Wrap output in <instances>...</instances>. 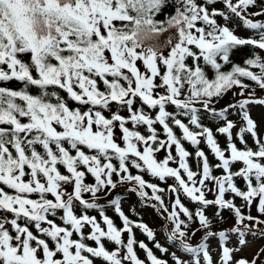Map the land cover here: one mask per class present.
Here are the masks:
<instances>
[{
  "label": "snow or ice",
  "instance_id": "snow-or-ice-1",
  "mask_svg": "<svg viewBox=\"0 0 264 264\" xmlns=\"http://www.w3.org/2000/svg\"><path fill=\"white\" fill-rule=\"evenodd\" d=\"M257 92L264 0H0V264H257L237 255L264 237ZM225 210L240 227L214 230Z\"/></svg>",
  "mask_w": 264,
  "mask_h": 264
},
{
  "label": "trees",
  "instance_id": "trees-1",
  "mask_svg": "<svg viewBox=\"0 0 264 264\" xmlns=\"http://www.w3.org/2000/svg\"><path fill=\"white\" fill-rule=\"evenodd\" d=\"M218 6H222V5H218ZM253 11H255L256 9H252ZM158 19H163V17H158ZM240 35H244L247 36L249 35L248 32H241L238 33ZM168 35H171V33H169ZM167 40V39H166ZM166 41H164L161 45H163ZM249 54V50L248 49H243L241 52H239L235 57L234 60L236 63H243L244 58ZM263 93L257 92V95H260ZM231 93L228 94V96L225 98V101H227L230 97H231ZM224 101H222L223 104ZM220 143L222 145H224L225 143V139L223 136L219 137ZM251 143V141H249ZM186 148H188V150L190 152H194V149L192 148L191 145H188L187 143H185ZM201 148H204V150L206 152H208L207 148L205 147V145L201 144L200 145ZM174 151V149H173ZM192 163H194V157H193V161ZM147 179V177H146ZM153 181H155V178H151ZM170 183V181H169ZM163 186L162 182L161 185ZM146 191L151 195V189H146ZM210 197H213L212 195H209ZM127 197V196H126ZM129 204L127 206L123 205L124 211L130 215L131 219L133 220H142L144 223L148 224L157 234L156 238L162 243H165V236H166V226L164 225V220L162 219V217L160 216V213H158L157 211H146L145 210V205L142 204L138 198L136 196H129ZM163 198L165 200V203L169 202V192L167 190H165L164 194H163ZM185 203H187V200H185ZM235 203L237 205H240L242 203V201L237 198L235 200ZM189 207H193L192 204H189ZM130 209H135L134 212L130 211ZM214 211L213 212H209L207 211V214L209 217H213L214 216ZM95 214V213H93ZM110 216L112 215L111 210L108 213ZM224 219L220 220V219H216L214 221V227H222L224 225L226 226H232V225H236V221L234 219V216L231 212L229 211H223L222 213ZM117 224L120 223L119 220L116 221ZM197 227V225H193V228ZM136 232V237L138 240H145L146 243H148V241L146 240L145 236L142 235L140 233L139 230H135ZM200 233V232H199ZM149 247H152L151 243H149ZM155 251V249H153ZM141 258L144 257V253L140 252L139 253ZM158 256L160 255L159 252L156 253Z\"/></svg>",
  "mask_w": 264,
  "mask_h": 264
},
{
  "label": "rangeland",
  "instance_id": "rangeland-1",
  "mask_svg": "<svg viewBox=\"0 0 264 264\" xmlns=\"http://www.w3.org/2000/svg\"><path fill=\"white\" fill-rule=\"evenodd\" d=\"M168 34H169V32L162 33L159 37H157V42L159 44H162L164 41H166V39H168V37H169ZM260 95H264V93L260 94ZM231 100H232V96L227 101L224 100L223 104H227ZM251 113H253L252 114L253 116H256L254 119L256 121L260 122L262 127H264V107H261V106H258V105H254L252 107V112ZM160 155L162 157L164 155V153L162 152ZM172 166H175V165H172ZM119 191L121 193V192H123L125 190L122 187L121 188H117L116 189V194H118ZM125 192H127V191H125ZM208 198L212 199L213 197L209 196ZM124 205H126V202H124ZM152 208L153 207H148L149 210H151ZM153 209L156 210V208H153ZM250 211H251V214H254V213H256V208L252 207ZM260 218L264 219V216H261ZM166 225H167V222H166ZM223 228H225V227H223ZM218 230H220V229H218ZM260 230L264 231V227H262ZM202 235H203V233L201 234V236ZM198 237H199V232L196 234L194 240L196 238H198ZM232 239L233 240H232L231 244H229L228 246L229 247L238 246V239H237V235L236 234H234V233L232 234ZM246 241H247V243L244 246H242V249L239 252V253H241V254H243L245 256L253 258L254 256L257 255L258 252H260L262 249H264V237H261L259 234L255 235V236L251 235L250 233L246 234ZM218 247H219L218 244L216 246H211L212 252H214V254L217 253ZM261 262H264V254L260 255L257 264H261Z\"/></svg>",
  "mask_w": 264,
  "mask_h": 264
}]
</instances>
